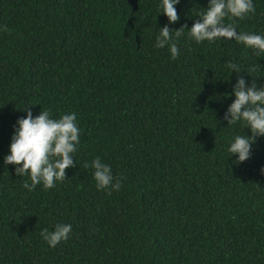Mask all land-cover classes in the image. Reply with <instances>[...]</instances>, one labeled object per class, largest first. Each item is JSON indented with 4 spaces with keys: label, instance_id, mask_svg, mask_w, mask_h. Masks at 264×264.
Listing matches in <instances>:
<instances>
[{
    "label": "trees",
    "instance_id": "1",
    "mask_svg": "<svg viewBox=\"0 0 264 264\" xmlns=\"http://www.w3.org/2000/svg\"><path fill=\"white\" fill-rule=\"evenodd\" d=\"M208 3L179 0L169 23L162 0H0V264H264V136L236 163L231 143L252 133L224 119L240 76L264 87V53L197 43L189 28ZM253 4L225 23L264 36V0ZM165 24L188 26L176 59L155 47ZM27 108L77 116L76 165L51 189L28 191L4 163ZM97 156L118 191L83 167ZM58 223L72 230L53 248L40 233Z\"/></svg>",
    "mask_w": 264,
    "mask_h": 264
},
{
    "label": "clouds",
    "instance_id": "2",
    "mask_svg": "<svg viewBox=\"0 0 264 264\" xmlns=\"http://www.w3.org/2000/svg\"><path fill=\"white\" fill-rule=\"evenodd\" d=\"M179 0H162V12L168 17L169 23H175L180 19L176 5ZM255 12L253 0H209L206 11L199 14L191 26L189 35L197 43L202 41L213 42L217 39L236 40L245 47L258 50L257 55L264 53V36L254 33L238 32L233 23H225L226 19H245ZM188 26L182 25L170 29L167 24L160 28L156 37L155 47H168L172 59L179 56V49L175 40L184 33L183 29ZM4 26V31H7ZM175 38V39H174ZM227 67L241 71L235 63L228 62ZM255 68L247 71L249 75ZM252 76V75H251ZM235 100L229 105L224 119L228 124L243 122L249 128L252 135H237L231 143L228 151L238 154L236 163L243 162L251 156V145L258 136H264V87H257L255 79L251 86L246 85L243 76H240L232 90ZM229 95V94H228ZM27 116L17 120L10 144V154L4 157V163L17 165L15 172L19 176L29 175L31 183L24 181L23 187L33 191L38 184H43L45 189H51L56 183L64 181L66 169L76 165L73 153L80 144V128L77 125L75 112L62 115L59 119L51 118L50 110L41 111L33 117L31 109L27 108ZM22 165V166H21ZM84 168L94 169V179L99 190L118 191L122 186V178L115 177L111 166L102 162L97 156L89 165L85 162ZM264 171V169H262ZM72 230L71 224L58 223L53 231L44 228L40 235L50 247H56L61 241H66Z\"/></svg>",
    "mask_w": 264,
    "mask_h": 264
}]
</instances>
